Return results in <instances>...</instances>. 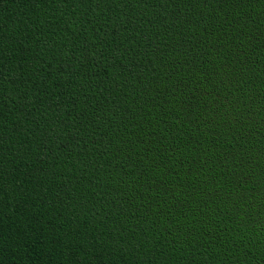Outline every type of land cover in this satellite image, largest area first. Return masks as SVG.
I'll return each mask as SVG.
<instances>
[{
  "label": "trees",
  "instance_id": "trees-1",
  "mask_svg": "<svg viewBox=\"0 0 264 264\" xmlns=\"http://www.w3.org/2000/svg\"><path fill=\"white\" fill-rule=\"evenodd\" d=\"M0 264H264V0H0Z\"/></svg>",
  "mask_w": 264,
  "mask_h": 264
}]
</instances>
